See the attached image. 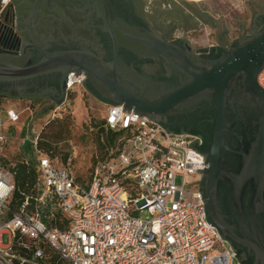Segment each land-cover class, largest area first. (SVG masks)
Returning <instances> with one entry per match:
<instances>
[{
	"label": "built area",
	"instance_id": "2783aa9c",
	"mask_svg": "<svg viewBox=\"0 0 264 264\" xmlns=\"http://www.w3.org/2000/svg\"><path fill=\"white\" fill-rule=\"evenodd\" d=\"M12 1L0 0V24L15 23ZM74 73H67L51 119L65 111L68 96L85 91V75ZM257 83L264 88V68ZM123 107L106 105L97 146L78 174L74 149L61 140L47 144L30 105L4 115L0 106V149L14 140L18 154L26 141L33 150L17 162L0 151V264H241L205 219L197 169L207 165L192 146L200 139L167 133ZM18 163L34 175L20 201L12 169Z\"/></svg>",
	"mask_w": 264,
	"mask_h": 264
},
{
	"label": "water",
	"instance_id": "95a60500",
	"mask_svg": "<svg viewBox=\"0 0 264 264\" xmlns=\"http://www.w3.org/2000/svg\"><path fill=\"white\" fill-rule=\"evenodd\" d=\"M106 34L108 57L75 44L36 45L31 62L0 63V93L31 96L40 79L83 71L85 89L105 105L122 104L167 133L199 136L203 155L198 191L207 223L215 226L241 264H264V17L225 47L193 50L183 39L158 35L120 0H92ZM159 64V74L139 65ZM44 96L42 93H38ZM198 182V181H197Z\"/></svg>",
	"mask_w": 264,
	"mask_h": 264
},
{
	"label": "flooded vegetation",
	"instance_id": "af4514ba",
	"mask_svg": "<svg viewBox=\"0 0 264 264\" xmlns=\"http://www.w3.org/2000/svg\"><path fill=\"white\" fill-rule=\"evenodd\" d=\"M120 1L158 35L167 40H186L193 50L206 48L208 51L214 47H225L242 34H248L256 25L258 16L264 17V12L256 14L248 27L241 28L236 37H230V28L225 22L219 25L217 19L210 18L208 14H203L191 6L183 7L176 0ZM12 4L16 16L15 23L0 24V63L16 66L27 64L35 58L34 47L38 44L45 46L75 44L103 60L107 59L109 49L105 39L107 36L100 29L99 12L94 1L13 0ZM200 25H208L213 29L214 41L206 46L194 47L187 35L177 33L182 31L188 34ZM139 67L147 74L160 73L157 61L143 63ZM62 81V73H49L40 79L42 86L31 96L26 97L44 98L53 103L54 98L62 95ZM197 137L201 145L202 139Z\"/></svg>",
	"mask_w": 264,
	"mask_h": 264
},
{
	"label": "rangeland",
	"instance_id": "374dc122",
	"mask_svg": "<svg viewBox=\"0 0 264 264\" xmlns=\"http://www.w3.org/2000/svg\"><path fill=\"white\" fill-rule=\"evenodd\" d=\"M183 7L189 8L190 6L208 14L210 18H215L218 24H226L230 28V37H236L240 33L241 28L248 27L253 17L256 14L264 12V0H176ZM179 34L187 35L191 44L194 47H202L214 41L213 29L208 25H200L195 31L188 34L182 31ZM81 91V90H80ZM75 92L65 101V111H62L60 116L51 119V109L56 103L44 98H20L21 106L24 108L30 105L34 112V126L37 129L43 125L42 134L49 133L51 130L57 129V123H67V132H64L59 139L64 141L65 146L73 148L75 151V169L78 174H82L89 165V158L91 151L97 146V130L99 120L103 117L106 105L96 99L93 95L86 90ZM6 99L2 102L6 103ZM5 106L1 110V114H5ZM1 109V108H0ZM19 110V109H17ZM28 111H24L21 115V121L28 117ZM20 121V122H21ZM44 126V123L47 122ZM20 122L16 123L14 128H21ZM11 126L10 132H15ZM16 145L14 140H10L5 145L3 151L13 162L18 159L30 158L32 154V147L28 141L19 147V154L14 155L12 147ZM64 146V147H65ZM11 147V148H10ZM189 181L193 178L188 179ZM177 183H180V178H177ZM3 241H6L4 236Z\"/></svg>",
	"mask_w": 264,
	"mask_h": 264
},
{
	"label": "trees",
	"instance_id": "16d2710c",
	"mask_svg": "<svg viewBox=\"0 0 264 264\" xmlns=\"http://www.w3.org/2000/svg\"><path fill=\"white\" fill-rule=\"evenodd\" d=\"M7 96L5 94L0 93V105L2 103V99ZM67 123L61 122L57 123V129L51 130L49 133H44L42 137H44L47 141V144H51V142L60 141L59 139L64 132H67ZM14 181H15V192L14 199L20 201L21 195L19 192L26 191L28 186L33 182V172L29 170L24 164L18 163L14 166Z\"/></svg>",
	"mask_w": 264,
	"mask_h": 264
},
{
	"label": "crops",
	"instance_id": "0c3cea01",
	"mask_svg": "<svg viewBox=\"0 0 264 264\" xmlns=\"http://www.w3.org/2000/svg\"><path fill=\"white\" fill-rule=\"evenodd\" d=\"M20 98H27V99H32L33 97H10V96H5L3 99H6L7 101H6V103H4V102H2L1 103V105L0 106H2V107H5L6 105L7 106H11V107H9V109H11V108H13V109H19V110H17V111H22L24 108H22V106L20 105L21 104V101L22 100H20ZM8 133H11L10 132V129H8ZM8 144V143H7ZM5 146H3L1 149H0V151L1 152H3V153H5L4 151H3V148H4ZM11 148V147H10ZM12 150H13V152H14V155L15 156H17L18 155V153H17V151H16V148L14 147H12L11 148Z\"/></svg>",
	"mask_w": 264,
	"mask_h": 264
}]
</instances>
